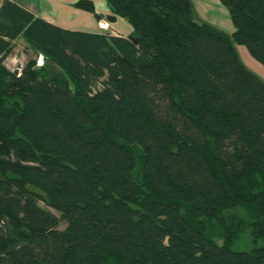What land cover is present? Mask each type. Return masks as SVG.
<instances>
[{
	"label": "trees",
	"instance_id": "obj_1",
	"mask_svg": "<svg viewBox=\"0 0 264 264\" xmlns=\"http://www.w3.org/2000/svg\"><path fill=\"white\" fill-rule=\"evenodd\" d=\"M217 1L230 35L192 0H107L124 38L3 0L0 264H264V80L237 52L264 68V0ZM19 38L48 64L7 70Z\"/></svg>",
	"mask_w": 264,
	"mask_h": 264
},
{
	"label": "crops",
	"instance_id": "obj_2",
	"mask_svg": "<svg viewBox=\"0 0 264 264\" xmlns=\"http://www.w3.org/2000/svg\"><path fill=\"white\" fill-rule=\"evenodd\" d=\"M9 1L31 13L34 16V18L40 19L56 28L65 31L84 32V33H104L103 29H105L107 26V29L109 28L111 30L112 36H118L113 31L115 32L118 31L119 36L124 38H127L132 34V28L128 24V22L125 19L113 15L110 6L107 3V0H9ZM80 1L91 2L94 7L95 13L100 15L101 19L97 20L92 13L77 8L76 4ZM111 17L114 18V21L112 22L109 21V18ZM232 32H233V27L231 28L230 34ZM107 34H109V32ZM15 42L13 43L14 46H15ZM13 53L14 50L12 51L11 55ZM241 54L244 57V52H242ZM11 55L8 58H10ZM245 59L247 60V56H245ZM22 65L23 64L19 66Z\"/></svg>",
	"mask_w": 264,
	"mask_h": 264
},
{
	"label": "rangeland",
	"instance_id": "obj_3",
	"mask_svg": "<svg viewBox=\"0 0 264 264\" xmlns=\"http://www.w3.org/2000/svg\"><path fill=\"white\" fill-rule=\"evenodd\" d=\"M194 11L196 15V20L199 22L208 23L212 26H216L221 31L227 33L230 35L231 31V23L228 19V14L226 10L218 3L217 0H192ZM104 33H108L112 35L111 30L108 28L103 29ZM116 35H119L118 31L115 32ZM237 52L243 61V63L256 75H258L261 79L264 80V68L256 62L254 59H252L246 49L243 46H237ZM244 52V57L241 54ZM245 56H247V60L245 59ZM34 58H40V62L42 64H48L46 60H43L42 56H39L38 54H34L31 49L26 45L24 40L22 38H19L15 42V49L14 53L11 55L10 58L7 59V61L4 63V66L9 71H14L19 65L24 64L29 59ZM42 59V61H41ZM46 61V62H45ZM38 66V65H37ZM134 153L136 155L137 163L139 162V157L141 154V150L138 148H133ZM33 189V188H31ZM34 190V189H33ZM41 207H45L43 203H39ZM224 216H232L236 218H244V214L241 210L235 209L231 210L224 214ZM63 228V226L61 227ZM215 241L218 244L222 243L221 238L218 236H215ZM251 241L249 237H245L242 241L238 242L236 245H234V249L236 250H249L251 248Z\"/></svg>",
	"mask_w": 264,
	"mask_h": 264
},
{
	"label": "built area",
	"instance_id": "obj_4",
	"mask_svg": "<svg viewBox=\"0 0 264 264\" xmlns=\"http://www.w3.org/2000/svg\"><path fill=\"white\" fill-rule=\"evenodd\" d=\"M2 3H3V0H0V8H1ZM106 28H107V26H106ZM106 28H105V29H106ZM39 60H40V58L37 59V65H38V66H41V65H42V62H40ZM41 61H42V59H41Z\"/></svg>",
	"mask_w": 264,
	"mask_h": 264
}]
</instances>
